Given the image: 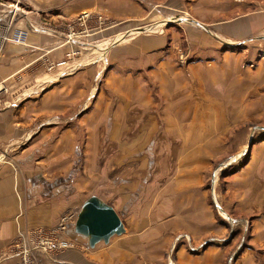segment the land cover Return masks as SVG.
Listing matches in <instances>:
<instances>
[{
  "label": "crops",
  "instance_id": "obj_1",
  "mask_svg": "<svg viewBox=\"0 0 264 264\" xmlns=\"http://www.w3.org/2000/svg\"><path fill=\"white\" fill-rule=\"evenodd\" d=\"M0 12L6 13L0 16V150L15 151L13 159L0 164V264H19L18 254L11 251L18 233L53 228L67 211L76 218L63 238L75 247L52 256L39 255V264H111L118 255L115 247L124 249L126 264L127 249L132 255L135 252L134 240L130 244L115 240L127 235V227L113 205L98 194L89 195L93 188L87 169L95 172L90 181L104 178V153L118 151L127 114L140 110L139 105L145 108V92L138 89L146 82L131 72L165 70L172 55L169 49L177 50L181 38L189 45L188 58L215 62L234 55L243 63H263L259 58L264 57V0H0ZM184 14L198 25H183ZM78 17L89 27L109 19L115 23L91 38L101 44L94 53L97 64L87 63L84 53L70 56L76 45L65 39ZM173 17L181 22L176 27L180 33L167 45L168 30L162 23ZM143 26L146 29H140ZM147 26L159 33L134 37L125 41L126 47L122 41L108 47L111 40L131 31L151 33ZM16 30L26 33L25 46L12 42ZM109 62L110 66L105 65ZM91 102L94 108L86 114ZM109 103H116L110 112ZM93 119L104 122L95 127ZM64 121L74 129L51 126ZM74 153L84 170L71 185L66 174L78 166ZM130 195L129 200L138 198L135 190ZM92 203L116 213L123 225L120 233L93 241L92 234L84 231Z\"/></svg>",
  "mask_w": 264,
  "mask_h": 264
},
{
  "label": "rangeland",
  "instance_id": "obj_2",
  "mask_svg": "<svg viewBox=\"0 0 264 264\" xmlns=\"http://www.w3.org/2000/svg\"><path fill=\"white\" fill-rule=\"evenodd\" d=\"M3 14L6 13L0 12V16ZM169 20L162 23L168 30L167 45L172 36L180 33L176 27L181 23L179 18ZM85 21L78 17L65 40L76 45L70 56L78 58L84 53L87 63L97 64L94 53L101 44L91 38L115 23L109 19L89 27ZM182 22L198 25L187 14ZM149 28L151 33L145 30L121 35L111 40L108 47L120 41L126 47L134 37L138 40L159 33ZM184 40L180 39L177 50L167 48L172 55L167 58L165 70L131 72L132 77L140 76L146 82L144 88L138 89L145 92V108L139 105L140 110L127 114L118 137L120 147L132 152H105L104 178L96 182L90 181L95 172L87 169L93 188L89 195L98 194L120 213L128 232L123 239L115 240H128L130 244L133 239L135 246L134 256L127 249L126 264H264V62L243 63L234 55H230V60L215 62L188 58L189 45ZM89 53L95 60L89 59ZM105 59L102 57V61ZM103 100L107 98L104 96ZM94 105L95 102L89 103L84 112L91 113ZM102 107L107 111V104ZM108 107L110 112L116 103H109ZM154 118L164 119L157 139L161 149L148 146L144 148L145 155L139 148L140 137ZM63 125L74 129L65 121L51 126ZM81 128L86 131L84 124ZM171 134H177L180 141L175 158L163 148L162 137L170 141ZM203 145L207 147L203 149ZM20 150L22 154L24 148ZM14 153L0 150V164L13 159ZM74 155L78 166L66 174L71 185L84 170L79 155ZM144 157L149 160L145 162ZM15 168L19 176L23 175L20 167ZM134 190L138 198L129 200ZM115 248L118 255L111 264H124V249ZM39 255L35 252L36 260Z\"/></svg>",
  "mask_w": 264,
  "mask_h": 264
},
{
  "label": "built area",
  "instance_id": "obj_3",
  "mask_svg": "<svg viewBox=\"0 0 264 264\" xmlns=\"http://www.w3.org/2000/svg\"><path fill=\"white\" fill-rule=\"evenodd\" d=\"M10 38L15 45L25 46V32L16 30L15 35ZM180 59L183 60V56ZM70 213L63 214L53 228H36L26 233H18L15 242L11 246V251L18 254L19 264H39L34 257L37 251L41 255L52 256L69 248L72 244L64 239L63 235L76 218L72 212Z\"/></svg>",
  "mask_w": 264,
  "mask_h": 264
},
{
  "label": "water",
  "instance_id": "obj_4",
  "mask_svg": "<svg viewBox=\"0 0 264 264\" xmlns=\"http://www.w3.org/2000/svg\"><path fill=\"white\" fill-rule=\"evenodd\" d=\"M85 218L87 223L84 231L92 234L93 241L106 240L111 235L120 233L123 227L120 218L112 209L100 207L97 203L90 204Z\"/></svg>",
  "mask_w": 264,
  "mask_h": 264
},
{
  "label": "bare ground",
  "instance_id": "obj_5",
  "mask_svg": "<svg viewBox=\"0 0 264 264\" xmlns=\"http://www.w3.org/2000/svg\"><path fill=\"white\" fill-rule=\"evenodd\" d=\"M240 102L238 101V104H239ZM91 123H94L95 124V127H101V125L103 124V122L104 121H97V120H91L90 121ZM162 122H164V119H162L161 121H157L156 120V118H154L150 123H149V125H148V131L147 132H145V134L142 136V137H140V140H141V142H140V150L142 149V152H143V154H147V151H145L144 150V148H146V147H148V146H153V147H155V148H157V149H161V146L159 145V143H157V139L160 137V133H161V130H162V128H161V123ZM155 136V138L153 139V137ZM162 140H163V148L164 149H166L167 151H170V152H172L173 153V157L175 158V156H176V152L179 150L178 149V143L180 142L179 141V139H178V135L177 134H171V138H170V141H169V139L167 138V137H165V136H163L162 137ZM102 142H103V139L102 140H100V141H98V144H102ZM153 144V145H152ZM118 145H119V149H118V151H131L132 152V150L130 149H122L121 147H120V141L118 142ZM207 146L206 145H203L202 146V148L203 149H205ZM203 149H201V150H203ZM118 151H116V153L118 152ZM245 153V151H243V152H241L240 153V155L242 156L243 154ZM105 154V153H104ZM239 155V156H240ZM116 158L118 159V155H116ZM117 159H115L114 160V162L116 163L117 162ZM132 159V158H131ZM131 159H129V160H131ZM145 162H147L148 160H149V158H142ZM129 160H127V161H129ZM157 160L159 161V158L157 157ZM234 160V159H233ZM158 161H157V163H158ZM119 164H117V166H118ZM115 171H117V168L115 169ZM216 177V176H215ZM148 194H149V192L147 193V195L145 196V198L144 199H146L147 198V196H148ZM221 215L223 216V217H225V218H227L226 217V215L224 214V213H221Z\"/></svg>",
  "mask_w": 264,
  "mask_h": 264
}]
</instances>
